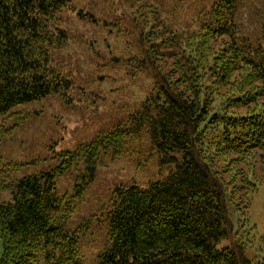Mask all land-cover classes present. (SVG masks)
<instances>
[{"label":"trees","instance_id":"obj_1","mask_svg":"<svg viewBox=\"0 0 264 264\" xmlns=\"http://www.w3.org/2000/svg\"><path fill=\"white\" fill-rule=\"evenodd\" d=\"M72 1L0 0V117L71 88L54 67L52 51L67 39L59 14ZM252 1L213 0L195 9L191 21H178L187 25L182 29L162 21L154 9L163 37L143 41L132 67L148 71L155 86L136 113L79 150L62 153L64 160L54 168L0 181V264H84L77 235L66 230L72 203L56 181L82 162L81 194L95 179L101 153L117 157L128 139L141 135L159 164L175 170L147 187L113 191L108 242L96 264H255L234 230L226 173L213 163L220 153L208 150L246 154L259 148L264 109L245 116L213 112L205 83L211 77L222 88L240 68L264 87V11L249 7ZM252 17L259 32L250 36L243 25H253ZM145 34L142 29L141 39ZM218 38L228 45L216 54L210 47ZM161 58L174 59L166 73L162 67L169 63L160 65ZM242 93L230 99L231 108L258 103L264 89ZM6 167L9 173L19 170ZM6 191L10 200L1 197Z\"/></svg>","mask_w":264,"mask_h":264},{"label":"rangeland","instance_id":"obj_2","mask_svg":"<svg viewBox=\"0 0 264 264\" xmlns=\"http://www.w3.org/2000/svg\"><path fill=\"white\" fill-rule=\"evenodd\" d=\"M212 2L73 0L66 5L59 20L67 39L52 54L54 67L72 86L62 95H51L16 107L0 117V130L5 134L0 137V167L3 170L0 181H12L54 168L64 160L62 153L79 150L114 126L124 124L154 90L151 74L133 67L140 60L134 61L142 44L163 37L160 33L163 24L156 21L155 10H159L156 13L161 14L162 21L170 19L174 28L182 29L187 25L177 24L178 21H191L195 9L208 8ZM249 7L262 13L264 0H253ZM249 20L253 25L246 21L243 32L257 35L258 25L254 24L257 18ZM142 29L146 39L140 37ZM227 45L228 39L218 38L210 48L217 54ZM160 61L162 66L163 61L169 63L162 67V72L166 73L174 59ZM245 73L238 68L224 87L218 89L211 77L206 80L212 93L213 112L245 116L264 109V95L249 108H231L230 99L238 92H243L246 97L254 90L264 89L261 83L254 84L255 78ZM252 84L254 88L251 89ZM141 136L128 139L117 157L101 153L95 179L81 194L77 185L83 184L82 162L56 181L60 195L72 203L66 230L77 235L84 264H96L98 255L107 245L106 216L113 191L130 185L147 187L175 170V165L161 166L147 136ZM260 144L259 148L246 154L216 147L208 150L210 155L220 153L213 163L226 173L228 207L234 230L245 245L247 257L255 264H264V141ZM8 165H15L19 170L9 173ZM1 197L10 200V192H3ZM226 244L223 242L221 246Z\"/></svg>","mask_w":264,"mask_h":264}]
</instances>
